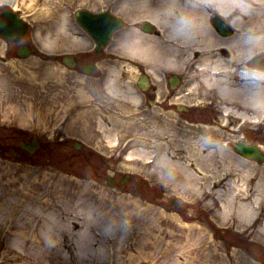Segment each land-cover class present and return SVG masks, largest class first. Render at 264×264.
Here are the masks:
<instances>
[{
  "label": "rangeland",
  "instance_id": "obj_1",
  "mask_svg": "<svg viewBox=\"0 0 264 264\" xmlns=\"http://www.w3.org/2000/svg\"><path fill=\"white\" fill-rule=\"evenodd\" d=\"M44 1L0 0V13L12 11L24 19L30 25L26 43L39 49V53L18 58L15 54L18 45L7 43L0 37V264H193L183 257V253L190 250V256L196 254V264H264V244L256 238L255 227L245 231L234 222L225 223L218 219L214 213L218 209L217 203L205 199L203 191L201 197L194 196L181 176L175 171L168 173L157 165L156 160L130 163L123 159L124 146L135 138L141 137L137 139L136 147L144 146L152 152L156 149L153 141L166 140V152L186 161L189 169L193 170L196 162L202 165L203 171L194 172L202 183L204 172L210 169L195 155L197 148L191 143L195 137L184 136L185 141L182 138L184 133L175 131L176 126L175 130L169 127L165 131L158 120L141 114L133 120L131 106L118 103L108 94L114 100L117 114L109 117L107 125H112L119 137L113 147H107L104 132L97 131L101 129L98 112L79 107L78 104L83 103L76 99L73 90H69L77 82L73 80L82 79L75 75L76 72L65 68L61 79L58 78L61 63L48 59L51 49L42 46L45 33L58 35L54 38L58 42L56 53H80L91 46V42H79L73 12L81 7L92 10L111 8V1L122 0H47L49 10H43ZM116 10L122 18L129 16L127 24L134 21L137 29L143 21L153 24L146 17L134 18V9L125 4H119ZM62 15L67 19L69 34L57 29ZM121 37H117L118 43L123 39ZM121 51L116 45L115 54L120 55ZM115 59L104 62L102 70H119ZM121 59L125 57L121 56ZM126 77L120 73L118 83L128 80ZM69 80L71 85L67 87L65 83ZM52 88L56 90V96H52ZM18 131L37 136L43 143L29 159H19L12 154ZM244 133L245 143L264 144L263 131L249 129ZM217 140L206 141L201 147L207 148ZM77 141L85 147L84 157L90 152L93 155L88 160L78 155L80 152L73 146ZM207 151L201 150L202 158ZM108 155L112 158L107 159ZM101 156L107 161L101 160ZM219 160L214 158V166L221 164ZM215 169L220 167L211 170ZM210 172L207 173L209 177ZM126 176L131 179L119 185L120 180L127 179ZM108 178H114L116 185H109ZM223 187L220 188H226ZM87 203L89 212L93 213L88 217L96 218L94 224L89 225L93 242L77 244L75 235L87 227V217L82 215V208H87ZM29 206L53 211L66 223L69 217L79 214L80 220L74 221L70 230L63 229L70 243L68 240L48 243L40 238L11 244L13 232L4 230L3 224L9 220L5 216L13 212L9 225H19L14 230L21 233L30 230L25 227L32 224ZM205 215L213 224H205ZM192 217L198 219L194 221ZM37 220L36 217L35 225Z\"/></svg>",
  "mask_w": 264,
  "mask_h": 264
},
{
  "label": "bare ground",
  "instance_id": "obj_2",
  "mask_svg": "<svg viewBox=\"0 0 264 264\" xmlns=\"http://www.w3.org/2000/svg\"><path fill=\"white\" fill-rule=\"evenodd\" d=\"M122 1L134 9V18H136L135 16H142L153 22L157 33L141 32L134 25L136 24L134 21L131 23L133 26L130 25L131 28L127 30L122 37L123 39L114 45L115 47L119 45V48L122 49L120 55L125 59L117 60L119 70L113 68L107 74L104 85L109 94L113 97L122 98L124 102L129 104L132 108L130 116L135 120L139 114L137 104L140 101V95L137 88L128 80L135 81L138 79L140 75L138 74L140 72L139 66H144L148 73L154 76L156 80H160L162 69L173 66H176L177 69L183 68L187 63H190L192 55L199 53V59L196 63L198 69L205 70L204 67H206L209 75L204 82L207 85L212 83L218 88L222 97V111L225 115L221 119V125L208 129L211 132L209 140L215 138L218 140L208 146L207 154L203 158L200 155L201 150H203L201 147L203 142H191L197 148L195 150L197 159H203L211 171L204 172L206 175H204L202 183L199 181L200 177L194 175V172L199 174L202 165L196 162L195 166L191 164L194 166L193 170L189 169V164L186 161L173 157L166 152V140L153 141L156 149L152 152L144 146L136 147V141L141 137L135 138L129 142L124 150V161L133 163L143 160L148 163L156 160L157 165L165 168L168 173L175 171L177 175L183 178L182 181L188 183L194 196L201 197L203 191L205 199L209 198L217 203L218 209L214 213L218 219L225 221V223L234 222L240 228H244L245 231L255 227L256 238L264 244V163H261V161L264 162V144L255 145L258 154L262 157L261 161L243 156L234 151L233 148L235 144L236 146L238 144L248 146L243 141L245 130L264 132V80L248 74L253 69L264 70V50H257L255 45V38L264 36V0ZM45 2L47 0L44 1L43 10L45 8L49 10ZM211 11H216L218 15L227 18L230 25L236 27L234 36L222 38L213 31L208 22ZM66 26L67 19L62 15L57 29L63 32L69 31L66 30ZM45 35L42 39V46L48 49L53 48L55 45L53 38L48 35V32ZM84 40L79 39V42H84ZM223 48L230 51L227 59H224L222 55ZM238 53L241 55H237ZM254 57H260L259 61H262V65L256 68L246 66L247 60ZM60 63L59 79H61V72L66 71L65 69L69 66L71 68L67 59L65 64ZM236 65L241 67L234 72L237 75L234 84L235 81H229L230 79L228 76L226 77V74L232 75ZM119 71L121 75H127L128 80L118 83ZM139 80H141L143 89L147 87V83L149 85L148 77L141 76ZM116 101L122 102L121 100ZM98 125L99 128H103V136L106 138L108 147H113L118 141L119 134L113 128L104 129L105 126L102 121H99ZM226 133L228 134L227 137H225ZM142 135L145 136L146 134L143 133ZM150 136L156 138L155 135ZM35 138L37 139V137ZM37 140L35 144L39 143ZM216 157L220 159L221 164L215 166H219L220 169L211 170L215 167L214 158ZM209 172L211 177L207 175ZM167 177L171 178L172 176L167 175ZM221 184L226 188L221 189L220 187H223ZM85 206L87 208H82V215L87 217V227L78 230V235H75L78 240L77 244L93 242L90 226L94 224L96 218L88 217L93 213L89 212L88 203ZM29 207L32 211L29 212L31 218L33 217L32 224L29 222L31 225L25 227L30 230L22 233L14 230L19 225H9L10 220L14 217L13 212L10 213L11 215L5 216L9 220L4 222L3 228L7 232H13L10 235L11 244H23L24 241L40 238L48 243H58V240L67 241L69 237L64 236L63 229L70 230L72 223L80 220L79 214H77V216L69 217L66 223L53 211H44L40 207L36 209ZM84 211L85 213H83ZM36 217L38 220L35 225ZM258 221L261 222L258 223ZM195 227L198 226L195 225ZM62 244L66 243L62 242ZM190 253L192 250L183 253V257L187 262L190 259L193 264H196L198 262L196 254L193 253L190 256ZM178 259H180L179 256Z\"/></svg>",
  "mask_w": 264,
  "mask_h": 264
},
{
  "label": "flooded vegetation",
  "instance_id": "obj_3",
  "mask_svg": "<svg viewBox=\"0 0 264 264\" xmlns=\"http://www.w3.org/2000/svg\"><path fill=\"white\" fill-rule=\"evenodd\" d=\"M111 4H113V7L107 8L106 10L116 16H119L123 21L122 29H125V22L127 21L126 19L129 18V16H123L122 18V16L116 10L118 9L119 4H124L123 1H111ZM219 15L216 11H211V16L208 18L209 25L211 26L213 31L222 38H229L234 36V34L236 33V27H234L233 25L231 26L230 21L227 18H223L221 15ZM106 24L107 22L101 23V26H103V31H108L109 29H111V25L108 24L106 26ZM217 24L224 25L226 28L219 29ZM91 28L94 29V32H96L98 28H100V26H92ZM139 29L143 30L142 24L139 26ZM80 33L83 35L82 38L85 39L84 43L90 41L91 46L84 48L80 53H76V56L74 57L75 65L72 72H76V76L82 77L84 79L82 81L73 80V82H77H74V86L72 87V89L69 88V90H73L72 93L77 96L76 99L79 102L83 103L78 104L80 105L79 107H89L88 109L90 111H97L98 119L102 121V124H105L107 128L110 129L113 127L112 125H107V123H110L109 117H111L112 115H116L117 110L114 109L115 103L113 98L107 96L109 92L104 85V72L102 71V68H104L105 66L102 64L104 62L114 60V57L118 56L117 53L115 54V47L113 46L117 41L116 38L121 37V35L123 34H121L120 30L114 31L111 36L110 43L103 47V45L97 46L94 42H92L89 36L86 33L82 32V30ZM28 35L29 33L24 37L23 42L25 43L24 45L30 46L31 44L26 43ZM55 51L56 50L53 49L49 54L50 61L56 62L57 60H59L60 62H62V54L56 53ZM229 53L230 51H228L227 49H222V55L224 59H227L229 57ZM198 59L199 53H195L191 56V59L189 61L190 63H187L183 68H176L173 73L167 72V70H163L161 72L160 80H150L149 85L147 83V87L144 90L138 88L137 82L132 83V85L137 88V91L139 92L138 94L140 95V98L142 100L143 116L145 115V117H147L148 119L153 118L154 120H158V122H160V127L164 128L165 131L169 127L174 130L177 127L175 131L178 134L184 133L182 137L183 140H185L184 136L192 135V137H195L194 141L204 142L203 144H205L206 141H210L208 136H210L211 132L208 131V129L221 125V119L225 115L222 111V97L218 91V88L212 83L210 85H207L204 82L205 78H208L209 74L207 73L206 67H204L205 70L198 69V65L196 64ZM259 59L260 57H258V59L256 57L249 58L246 62V66L256 68L257 66L262 65V61H259ZM239 67L241 66H234L232 75L226 74V77L228 76L230 79L229 81H235L234 84L237 80L235 78L237 77V75L234 72ZM87 73H89L90 75H88ZM80 82L81 84H79ZM77 83L79 85H77ZM65 84L67 87H70V80ZM77 87L80 88L79 94L77 93ZM51 90L52 96H56V90L54 88H52ZM103 90L105 91L103 92ZM84 95H86L87 97H85ZM109 95L112 96L111 94ZM114 98L116 100H122L118 97ZM85 102L88 103L84 104ZM76 108L77 106L74 109L76 110ZM156 109L157 112H153L154 110L156 111ZM170 121H173V123ZM97 131L102 130L97 129ZM194 132H196V134ZM201 133L204 135H201L200 137L199 134ZM17 134L18 136H16L15 138V142L17 143L15 145L13 144L12 151L17 153V157H19V159H28L30 158V156L28 152L25 151V149L21 148V144H29L33 135L29 136L26 132L22 131H18ZM42 145L43 144L41 143L40 148L42 147ZM90 148L94 150V148ZM208 148V146L207 148L203 147V150H208ZM83 149H85V147L81 143L78 150V152H80V154H78L79 156H82L85 160H88L90 156H93L92 154H90V152L84 157ZM106 157L107 159L112 158L111 155H108ZM101 160H105L103 156H101ZM177 210L181 211V208L179 207V209ZM192 218H194V221L198 219V217ZM203 221L205 222V224H213V222L210 220V218L207 217V215H205ZM215 232L218 233L219 230L216 229Z\"/></svg>",
  "mask_w": 264,
  "mask_h": 264
},
{
  "label": "water",
  "instance_id": "obj_4",
  "mask_svg": "<svg viewBox=\"0 0 264 264\" xmlns=\"http://www.w3.org/2000/svg\"><path fill=\"white\" fill-rule=\"evenodd\" d=\"M87 17L88 16L85 14L77 13V20L84 27H86L87 24L85 23V20L84 22H82V19L87 18ZM101 17H104V15H101ZM89 19H92L94 21L96 20L95 18H89ZM111 22L116 25L115 21L111 20ZM217 26L219 27V29L226 28L224 25H220V24H217ZM86 29L88 30L87 27ZM149 29H151V27H149ZM25 30H26V24L22 22L20 19H18V17H16L14 14L5 11L0 15V35L6 38L7 40L14 41V42L20 41L22 36L25 33ZM94 38L96 42L98 43L97 37L95 35H94ZM32 51L34 52L35 50H32ZM28 52H29V49L23 47L19 50V55L25 56L26 54H28ZM35 142L36 140L32 141V143L27 147V150L29 151V153H33L39 147V143L35 144ZM235 149L238 153L248 158H254L260 161L262 159L261 155L258 154L257 148L254 146H245L243 144H239L236 146Z\"/></svg>",
  "mask_w": 264,
  "mask_h": 264
},
{
  "label": "clouds",
  "instance_id": "obj_5",
  "mask_svg": "<svg viewBox=\"0 0 264 264\" xmlns=\"http://www.w3.org/2000/svg\"><path fill=\"white\" fill-rule=\"evenodd\" d=\"M255 45H256L257 50H264V36L256 37ZM237 55H241V54L238 53ZM249 55H251V53H249ZM248 74L256 78L264 80V70L253 69V70H250Z\"/></svg>",
  "mask_w": 264,
  "mask_h": 264
}]
</instances>
